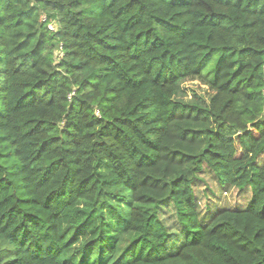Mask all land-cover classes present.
I'll list each match as a JSON object with an SVG mask.
<instances>
[{"label": "trees", "instance_id": "trees-1", "mask_svg": "<svg viewBox=\"0 0 264 264\" xmlns=\"http://www.w3.org/2000/svg\"><path fill=\"white\" fill-rule=\"evenodd\" d=\"M0 264H264V0H0Z\"/></svg>", "mask_w": 264, "mask_h": 264}, {"label": "rangeland", "instance_id": "rangeland-1", "mask_svg": "<svg viewBox=\"0 0 264 264\" xmlns=\"http://www.w3.org/2000/svg\"><path fill=\"white\" fill-rule=\"evenodd\" d=\"M53 28V26L49 25V29L53 30ZM206 92V88L201 87L196 82H181L174 100L182 104L202 107L207 104ZM198 178L200 181H196L194 192L199 200L198 203L200 208L202 209H205L206 206L211 208H235L242 206L249 199L247 192L239 191L234 188L225 193L222 192L217 182L213 180L212 174L207 170L200 171ZM204 211L205 210H203V212Z\"/></svg>", "mask_w": 264, "mask_h": 264}]
</instances>
